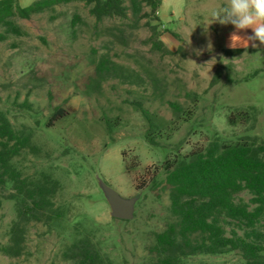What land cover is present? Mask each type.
I'll return each mask as SVG.
<instances>
[{
  "label": "rangeland",
  "instance_id": "374dc122",
  "mask_svg": "<svg viewBox=\"0 0 264 264\" xmlns=\"http://www.w3.org/2000/svg\"><path fill=\"white\" fill-rule=\"evenodd\" d=\"M133 2L125 0L130 8ZM226 3L162 0L158 20H139L130 10L127 19L97 22L90 6L71 2L13 19L21 34L0 42V113L36 148L14 159L13 168L29 181L53 184V204L29 222L23 254L0 253V264H73L66 253L78 240L90 241L107 264H152L154 234L170 218L166 160L205 147L215 135L264 145V45L230 46L233 34L236 41L253 33L212 19ZM135 102L155 118L154 143ZM170 103L182 107L186 122ZM58 108L67 115L52 121ZM101 182L137 199L132 220L111 216ZM18 197L9 178L0 182V247L10 244ZM189 264L244 261L227 253Z\"/></svg>",
  "mask_w": 264,
  "mask_h": 264
},
{
  "label": "trees",
  "instance_id": "16d2710c",
  "mask_svg": "<svg viewBox=\"0 0 264 264\" xmlns=\"http://www.w3.org/2000/svg\"><path fill=\"white\" fill-rule=\"evenodd\" d=\"M18 1L0 0V42L6 41L9 34H21L14 18L28 20L62 4L85 3L97 22L127 19L130 10L139 20H158L162 5V0H134L131 8L125 0H37L22 8ZM144 8L149 11L143 12ZM2 28L4 32H1ZM135 105L149 123L146 137L154 143L155 118L141 103L135 102ZM170 106L178 119L187 121L183 119L185 112L180 105L170 103ZM66 115L64 109L58 108L52 121ZM240 115L247 116L246 113L238 114L234 119L232 115L229 121L236 123ZM24 151H36L31 135L16 130L0 113V182L4 184L5 178H9L19 196L18 221L12 226L10 244L0 247V253L10 257L23 254L29 222L53 204V184L49 181L34 183L22 178V174L13 168L14 159ZM164 171V184L169 189L170 218L165 229L154 234L150 249L152 264H189L197 256L227 253H238L244 264H264L263 144L250 138L227 141L215 135L205 147L166 160ZM244 192L251 195L248 202L238 199ZM66 257L73 264H107L88 240L74 242Z\"/></svg>",
  "mask_w": 264,
  "mask_h": 264
},
{
  "label": "clouds",
  "instance_id": "9594fccd",
  "mask_svg": "<svg viewBox=\"0 0 264 264\" xmlns=\"http://www.w3.org/2000/svg\"><path fill=\"white\" fill-rule=\"evenodd\" d=\"M212 19L220 24H231L237 31L252 30L247 40H236L232 36L231 47L247 46L249 41L264 45V0H227L226 5L212 12ZM256 47V44H252Z\"/></svg>",
  "mask_w": 264,
  "mask_h": 264
},
{
  "label": "water",
  "instance_id": "95a60500",
  "mask_svg": "<svg viewBox=\"0 0 264 264\" xmlns=\"http://www.w3.org/2000/svg\"><path fill=\"white\" fill-rule=\"evenodd\" d=\"M102 191L110 205L111 216L116 220L130 221L134 218L136 198H124L110 186L101 182Z\"/></svg>",
  "mask_w": 264,
  "mask_h": 264
}]
</instances>
